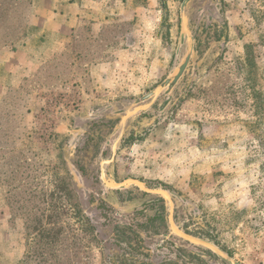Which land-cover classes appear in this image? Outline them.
I'll return each mask as SVG.
<instances>
[{
	"label": "rangeland",
	"instance_id": "obj_1",
	"mask_svg": "<svg viewBox=\"0 0 264 264\" xmlns=\"http://www.w3.org/2000/svg\"><path fill=\"white\" fill-rule=\"evenodd\" d=\"M28 1L0 0V51L35 27ZM100 2L114 5L109 23L78 31L74 63H46L0 99V264H37L26 261L34 241L16 208L44 193L58 198L65 227L45 264H231L193 237L264 264V117L248 83L264 85V0H190L193 40L182 38L183 0ZM191 43L178 83L140 101L178 71ZM247 44L255 66L242 68ZM151 218L141 253L106 245L116 225Z\"/></svg>",
	"mask_w": 264,
	"mask_h": 264
},
{
	"label": "crops",
	"instance_id": "obj_2",
	"mask_svg": "<svg viewBox=\"0 0 264 264\" xmlns=\"http://www.w3.org/2000/svg\"><path fill=\"white\" fill-rule=\"evenodd\" d=\"M106 4L100 0H34L31 24L35 27H29L15 48L0 51V99L13 88H22L25 80H38L46 63L59 67L65 56L73 57L74 63V37L84 26L97 33L100 26L109 23L114 5ZM99 8L102 11H97ZM100 16L103 22L98 23Z\"/></svg>",
	"mask_w": 264,
	"mask_h": 264
},
{
	"label": "trees",
	"instance_id": "obj_3",
	"mask_svg": "<svg viewBox=\"0 0 264 264\" xmlns=\"http://www.w3.org/2000/svg\"><path fill=\"white\" fill-rule=\"evenodd\" d=\"M15 1V0H12ZM29 5L32 4V0L28 1ZM13 5V3L11 4ZM0 10L3 12L4 9L0 7ZM25 35V33H24ZM252 45L247 44L245 45V53L247 57L248 64L245 62L241 64L242 68L244 66H249L250 68L255 66L254 63L251 62L249 59V56H251ZM246 61V59H245ZM253 72L252 69L249 70V73ZM264 73V70H263ZM249 87L252 88V91L250 95L252 94L253 100H254V106L255 111L254 115H258L260 118L264 117V85L261 88H256L257 85V79L253 78L249 82ZM13 91V90H11ZM10 91V92H11ZM16 91V90H14ZM5 98V97H4ZM4 100V99H3ZM29 111V109H28ZM8 115V111H3L1 109L0 105V119L3 117L5 118ZM257 124V123H256ZM256 127L259 129V123L257 125H254L253 128ZM1 131H5L4 126H0ZM165 189H168V187H164ZM56 194V193H55ZM54 194V195H55ZM68 198L70 199L71 205H74L75 208V214H78L76 216H82V211L80 210V207L78 203L72 201L73 199L72 192L67 193ZM32 199H35L38 197V202L36 204H33V206L25 205V204H19L18 200L16 199V194H12L10 196V203L12 204V210L15 211V206L13 203H18L17 206V212L20 213L24 218V224H25V230L28 235L31 236V238L34 241V253L31 255L25 256L26 261H29V258L32 257L36 259L37 264H45L49 259L55 257L54 252L52 248L56 245L57 241L62 239L63 233L65 231V227L61 225L59 222L61 218V209L62 206L57 205L58 198H55L54 200L51 198L49 199V196L47 193H44L43 195H32ZM61 198V196H59ZM31 198V197H30ZM27 199V198H26ZM63 198H61L62 200ZM84 216H82L83 218ZM155 218H151L150 222H135V223H126L123 225H116L115 229L117 234L115 233V238L113 239H106V245H116L117 244H123L126 243L128 245L129 249H131L134 253H141L143 245L139 242L141 230H147V227L150 226L149 223H153ZM163 225L166 226V219L163 221ZM82 229L86 231H91L94 235V238L98 236L99 231L98 227L95 225V221L91 219L90 217L83 218L82 221ZM186 233H191L188 231V229H185ZM196 235V234H194ZM139 237V238H138ZM134 238H137V241H133ZM142 238V237H141ZM213 240V239H212ZM124 264V263H122ZM127 264V263H125Z\"/></svg>",
	"mask_w": 264,
	"mask_h": 264
},
{
	"label": "water",
	"instance_id": "obj_4",
	"mask_svg": "<svg viewBox=\"0 0 264 264\" xmlns=\"http://www.w3.org/2000/svg\"><path fill=\"white\" fill-rule=\"evenodd\" d=\"M190 0H183L182 5H181V24H182V38H184L186 35L189 36V38L191 40H193V36L191 35V33L186 29V22H185V9L186 6L188 4ZM192 50H193V43H191L190 48L183 60V62L181 63V65L178 68V71L173 74L172 76H170L168 79H166L161 85H159L155 90L151 91L150 93H148L146 96H144L140 101H144L149 99L150 97H152L153 95H155L157 93L158 90H161L165 87H168V90L170 91L177 83L178 81L181 79L182 75L184 74L191 56H192ZM76 175L80 178V173L76 170L75 171ZM195 241L197 242H201L205 245H207L209 248H211L217 255H219L221 258H223L224 260L228 261L231 264H242L238 261H236L233 257H231L230 255H228L224 250H222L220 247L216 246L214 243L206 240V239H202V238H198V237H193Z\"/></svg>",
	"mask_w": 264,
	"mask_h": 264
}]
</instances>
